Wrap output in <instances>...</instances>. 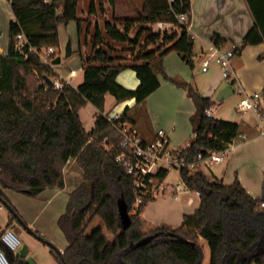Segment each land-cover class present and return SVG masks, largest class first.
<instances>
[{
    "label": "trees",
    "instance_id": "trees-1",
    "mask_svg": "<svg viewBox=\"0 0 264 264\" xmlns=\"http://www.w3.org/2000/svg\"><path fill=\"white\" fill-rule=\"evenodd\" d=\"M7 1L13 19L7 54H0V203L21 218L5 191L36 197L46 189H63V169L68 160L76 162L82 170V183L69 193L65 212L57 221L67 247L62 253L51 248L59 264H204L201 240L208 246L209 264H264V196L253 198L237 179L224 185L209 180L198 167L181 169L182 180L200 196L198 207L184 215L179 226L153 223L142 216V209L155 199L151 196L140 198L134 213L129 214L127 229L118 216L117 199L124 198L128 212L137 199L133 178L115 161L120 140L116 125L130 122V117L125 109L118 120H107L102 114L106 94L116 103L130 99L143 103L159 87L158 74L183 88L195 106L190 116L193 138L180 151L187 162L198 153L205 157L211 151L224 150L239 134L236 123L206 115L215 101L202 96L193 84L163 74V58L172 51L191 69L195 66L194 39L184 28L177 32L152 27L157 22L176 24L175 14L189 15V0L171 4L142 0L136 18L113 17L104 22L103 32L96 27L91 53L81 57L82 82L73 88L61 81L60 89L53 85L56 74L51 66L42 64L28 48H58V25L75 21L80 26L77 0H52L50 4L42 0ZM107 1L114 5V0ZM245 1L254 25L236 48L237 53L246 46L264 43V0ZM92 8L91 3L89 12ZM135 24L140 29L130 38ZM17 34L24 37L19 48ZM213 40L222 42L219 36ZM111 42L129 45L131 64L120 63L122 57ZM70 54L68 42L65 56ZM262 58L264 53L259 56ZM126 68L139 80L135 90L116 82L117 74ZM88 103L100 112L90 131L84 129L79 117L80 109ZM167 174L161 171L158 177ZM8 214L9 225L15 218ZM147 236L152 239L135 246ZM10 254L7 252L12 261Z\"/></svg>",
    "mask_w": 264,
    "mask_h": 264
},
{
    "label": "crops",
    "instance_id": "crops-1",
    "mask_svg": "<svg viewBox=\"0 0 264 264\" xmlns=\"http://www.w3.org/2000/svg\"><path fill=\"white\" fill-rule=\"evenodd\" d=\"M0 2H6L9 6V11L6 10L9 15L8 31L9 23L13 19L10 5L7 0H0ZM91 3L93 8L89 12ZM134 3L135 0H117L115 6H110L107 0H83L82 9H79L80 0H77L76 15L80 20V26L77 27L75 21H69L57 27L59 47L56 48V54H58L56 57H60V63L51 66L56 74L55 79L64 81L73 88L80 84L83 79L81 57L86 58L91 53V38L95 28L98 27L103 32L104 22L112 21L113 17L133 18V14L138 10ZM189 3V23L194 34V43H198L197 53L194 50L195 66L191 69L176 52L172 51L163 58V74L169 78L193 84L202 96L215 101V97L222 88L231 87L230 82L222 79L218 68L213 67V64L206 72H202L199 54L206 49L214 36L222 39L220 45L223 50L240 46L244 35L254 25V20L245 0H189ZM101 4L105 9L103 13L97 10L100 9ZM118 28L121 29V26ZM61 33L64 39L61 38ZM68 42L71 54L66 57L65 46ZM111 45L116 50L120 49L118 51V55L122 57L120 63H132L133 56L130 51L121 50L126 44L111 42ZM7 50L8 39L5 44L0 42V54L6 55ZM263 53L264 43L244 47L233 58V69L235 82L247 94L258 93L260 107L264 110V58L259 59ZM157 78L160 82L159 87L140 104H136L134 99L116 103L111 95L106 94L102 114L106 117L113 114L120 116L127 109L130 123L135 125L143 135L150 137L155 127L163 129L172 149H184L193 138L190 116L195 110L194 103L183 88L177 87L161 74H158ZM116 82L128 90H135L139 85L135 72L130 68L120 71L116 76ZM224 102L225 99L221 103ZM108 106H111V109L105 113ZM84 111H89L90 114L87 125L83 121ZM215 111L218 112V110L213 109L214 118L236 123L239 134L230 143L227 155L222 162H206L205 167L208 168V173L202 170L203 162L198 165V168L209 180L216 179L224 185H230L237 179L253 198H261L264 196V135L260 133L255 113L239 112L237 103L234 109L229 108L217 114ZM99 113L90 103L80 109L79 117L86 131L93 128L95 116ZM63 175V189H46L36 197L10 190L5 191L7 198L17 209L25 224L29 225L33 232L39 233L41 238L51 243L60 253L67 247V241L57 221L65 212L69 193L82 183V170L74 160L70 159L63 169ZM196 199L199 204V199ZM186 206H191L188 198H186ZM4 209L5 207L0 203V211ZM45 214L46 216L41 220ZM8 220L7 211L6 215L0 218V236L5 230H10L9 225L15 226L16 220L9 225ZM23 231L25 234H20V247L25 245L27 252L24 258L16 256L17 252L10 254L12 256L10 264H38L34 255L36 247L34 240L40 241L44 246L47 244L24 228Z\"/></svg>",
    "mask_w": 264,
    "mask_h": 264
},
{
    "label": "built area",
    "instance_id": "built-area-1",
    "mask_svg": "<svg viewBox=\"0 0 264 264\" xmlns=\"http://www.w3.org/2000/svg\"><path fill=\"white\" fill-rule=\"evenodd\" d=\"M167 1L171 4L174 0ZM42 2L50 4L52 0H42ZM175 18L176 24L157 22L152 27L157 31H179V28L182 27L194 39L191 24L189 23V16L185 13H179L175 14ZM16 39L19 42L17 45V48H19V45L24 42V37L22 34H17ZM236 48L232 47L229 50H223L220 44L212 40L207 44L206 49L202 50L199 54L201 59L200 70L206 72L212 63L218 66L222 79L230 82L232 92L241 97L237 103V110L239 112H254L257 117L260 133L264 135V110L260 107L258 93L247 94L235 82L233 58L237 54ZM28 50L34 52L42 64L53 65V60L56 58L55 48L36 49L29 47ZM195 58L196 56L194 55L192 59L195 60ZM53 85L56 89H60L63 84L61 81L54 79ZM206 115L214 117L213 107L206 110ZM106 118L109 121H113L118 120L119 116L113 114ZM116 129L120 135V140L116 146L115 161L121 165L127 175L133 178V187L137 194L136 202L130 212L131 214L134 213L140 198L148 196L156 198L164 196L166 193L170 194L175 200L182 193L190 194L188 203L192 205L194 198L199 199V191L190 189L183 180L181 183L168 184L165 182L166 177H158L159 172H169L171 169L179 171L183 168L195 169L203 161H208L209 163L222 162L227 155L230 145L222 151H211L205 157L201 153H198L192 161L187 162L185 158L180 157L181 149H172L169 146L168 136L163 129L155 127L150 137L143 135L135 125L128 121L118 123ZM107 148L110 149L111 146L109 145ZM261 207H264V202L261 203ZM19 247V238L12 230H5L0 236V264H10L7 252L16 253Z\"/></svg>",
    "mask_w": 264,
    "mask_h": 264
},
{
    "label": "rangeland",
    "instance_id": "rangeland-1",
    "mask_svg": "<svg viewBox=\"0 0 264 264\" xmlns=\"http://www.w3.org/2000/svg\"><path fill=\"white\" fill-rule=\"evenodd\" d=\"M116 2H117V0H114V6H115ZM82 4H83V0H80L79 9H82ZM134 4H135V8H137L139 11H141L142 0H135ZM6 10L9 11L8 4L6 2H0V42H1V44H3V43L5 44L7 39H8V31H7L8 20L7 19L9 17V15L7 14ZM97 10L100 11V13H103L105 11V9L103 8V4H101L100 9H97ZM138 10H136V11L139 12ZM136 11L133 14V17H135V18H136V14H137ZM101 24H102V21H101ZM139 29H140V25L135 24L133 26L131 32H130L129 37L132 38ZM62 35L63 34L61 33V38L64 39ZM128 47H129V45H126L121 50L122 51H128L127 50ZM119 50L120 49H118L117 51H119ZM194 50L197 53V51H198V43L197 42L194 43ZM61 52H62V49H61ZM212 64H213V67L215 66L216 68H218V66L215 65V63H212ZM240 98L241 97L238 96L237 94L232 93L227 99H225L224 103L218 104L216 102L215 105L213 106V109L218 110V112H223L224 110H227L229 108L234 109L236 103L239 102ZM110 109H111V106H108L106 108L105 113H107ZM218 112L215 111V114H217ZM89 119H90L89 111H84L83 112V121H84L85 125L88 124ZM206 162H208V161H203L202 170L204 172L208 173V168L205 167ZM165 182L168 184H176L178 182L181 183L182 179L180 177V171L177 169L169 170L168 175L166 176ZM189 196H191V195L187 194V193H182L179 195L178 199L175 200L171 197L170 194L166 193L164 196L156 197L154 199V201L149 202L142 209L141 214L143 217H145L146 219L150 220L153 223L164 221V222H167L171 225L179 226L182 223L183 216L192 214L194 212V210L198 207V201L196 198H194L193 205H191L189 207L186 206V198H188ZM6 210L7 209L5 208L4 210L0 211V218L3 215H6V213H7ZM129 214H131V213L129 212ZM45 216H46V214L42 217L41 220H43ZM14 223H15V226L9 225V227H10L9 229L12 230L13 233L20 240V238H21L20 234H22V235L25 234L23 231V227L18 222H14ZM28 227L30 228L29 225H28ZM57 229H58V227L56 228V230ZM37 234L40 235L39 233H37ZM34 242L36 244V247L34 249V255L37 258L38 264H59V262L55 256L56 252L53 250V252H54L53 253L51 251L52 249L50 248V246L49 247H48V245L44 246L40 243V241L34 240ZM200 242L203 245L204 251H205L203 263L209 264L210 255H209L208 246L204 240H201ZM253 264H255V263H253Z\"/></svg>",
    "mask_w": 264,
    "mask_h": 264
},
{
    "label": "water",
    "instance_id": "water-1",
    "mask_svg": "<svg viewBox=\"0 0 264 264\" xmlns=\"http://www.w3.org/2000/svg\"><path fill=\"white\" fill-rule=\"evenodd\" d=\"M60 63V57H56L53 60V65L59 64ZM48 84L51 85L52 82L48 79ZM232 93V89L231 87L227 86L222 88L217 96L215 97V102H217L218 104L221 103L224 99H226L227 97H229ZM3 206L7 209V211L12 214V216H14L16 222H18L28 233L32 234L33 236H35L37 239L43 241L45 244H47L48 246H50L51 248H54L53 245L51 243H49L48 241H45L43 238H41L40 236L35 235V233L27 226V224H25V222L19 218V216H17V214L11 209V207H9L7 204L2 203ZM117 210H118V216L120 219V223L123 227V229H127L130 224H131V218L128 212V208H127V204L124 200L123 197H120L119 199H117ZM152 239V236H147L144 237L142 239H140L138 242L135 243V246H142L144 244H146L148 241H150ZM27 252V248L25 245H22L19 250L16 253V256L20 257V258H24L25 254Z\"/></svg>",
    "mask_w": 264,
    "mask_h": 264
}]
</instances>
